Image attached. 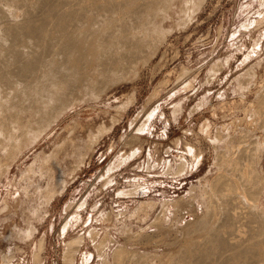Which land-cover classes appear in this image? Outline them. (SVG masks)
Masks as SVG:
<instances>
[{"label": "rangeland", "instance_id": "1", "mask_svg": "<svg viewBox=\"0 0 264 264\" xmlns=\"http://www.w3.org/2000/svg\"><path fill=\"white\" fill-rule=\"evenodd\" d=\"M263 1L204 0L172 14L137 77L71 105L16 156L0 153V264H171L198 240L191 228L229 154L264 149ZM254 164L264 182V151ZM118 250L129 254L115 260Z\"/></svg>", "mask_w": 264, "mask_h": 264}, {"label": "bare ground", "instance_id": "2", "mask_svg": "<svg viewBox=\"0 0 264 264\" xmlns=\"http://www.w3.org/2000/svg\"><path fill=\"white\" fill-rule=\"evenodd\" d=\"M202 1L0 0V153L16 156L23 148L38 141L71 105L94 100L112 85L127 80L129 74L139 68L138 64L150 60L149 57L159 48V42L166 38L164 35L171 32L168 30L165 34L160 23L165 19L168 21V18L173 17L172 14L185 12V8L190 12L196 5L204 3ZM134 76L137 77L135 73ZM261 97L259 100L264 101V97ZM261 103H257V108L261 107ZM155 109L157 112V107ZM249 148L229 154L230 157L235 156L232 158L234 163L227 170L228 174L217 175L220 182H215L218 185L212 181L214 187H218L211 186L215 192L212 190L213 195L211 192L208 198L209 206L204 220H200L199 216L197 225L195 223V227L191 228L198 232L202 240L197 237L198 240L195 238L190 241L186 251L182 252L181 249L178 259L175 256L178 264H264V205L261 203L264 182L255 173L254 164L264 149L260 148L256 153V150L251 151ZM221 154L218 155L220 159ZM238 157L245 161L242 166L237 163L240 161ZM226 159L229 162V158ZM130 190L121 193L127 195ZM177 201L174 206L179 203ZM77 204L81 205L82 202ZM78 237L76 241L74 238L72 240L76 246H81L84 239L81 235ZM68 244L69 241L67 247ZM75 251H68L71 252L69 256L66 250L65 259L70 257L71 262L74 261V253L78 252ZM42 252L40 250V255ZM121 252H115V260H119L120 253L124 254ZM82 256L84 262L85 256ZM172 261L175 262L174 259Z\"/></svg>", "mask_w": 264, "mask_h": 264}]
</instances>
